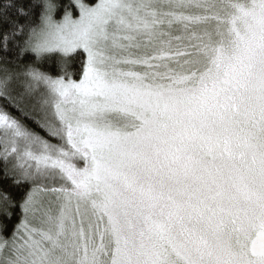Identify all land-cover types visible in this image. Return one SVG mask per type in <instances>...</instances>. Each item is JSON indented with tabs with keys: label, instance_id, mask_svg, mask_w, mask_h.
<instances>
[{
	"label": "snow or ice",
	"instance_id": "6c2138e0",
	"mask_svg": "<svg viewBox=\"0 0 264 264\" xmlns=\"http://www.w3.org/2000/svg\"><path fill=\"white\" fill-rule=\"evenodd\" d=\"M0 264H264V0H0Z\"/></svg>",
	"mask_w": 264,
	"mask_h": 264
},
{
	"label": "trees",
	"instance_id": "16d2710c",
	"mask_svg": "<svg viewBox=\"0 0 264 264\" xmlns=\"http://www.w3.org/2000/svg\"><path fill=\"white\" fill-rule=\"evenodd\" d=\"M34 2H35V0H17V3H18V4H23V5H25L26 7H27L29 4L34 3ZM58 2H61L63 5H64L65 2H67L68 4H70V3H69V0H67V1H66V0H58ZM10 15H11L14 19L16 18L15 9H13V10L10 12ZM35 19H36L35 16H29L27 19H24L23 17H21V18H19V22L22 23V24H24L25 27L27 28V26L31 25V24L34 22ZM15 55H16V53H15V51H13V52L11 53V55L9 56V59L14 60V59H15ZM31 59H32V58H31V54H25V58H24V60H23L22 62H23V63H30V62H31ZM42 67H43L45 70H48L49 65L44 64V65H42ZM74 67H78V63H74ZM51 70L53 71V74H55V68H54V66L52 67ZM2 186L5 187V188H7V189H9L10 191H13V193L15 194L16 190H15L14 188L11 187V182H10V181H3V182H2Z\"/></svg>",
	"mask_w": 264,
	"mask_h": 264
},
{
	"label": "rangeland",
	"instance_id": "374dc122",
	"mask_svg": "<svg viewBox=\"0 0 264 264\" xmlns=\"http://www.w3.org/2000/svg\"><path fill=\"white\" fill-rule=\"evenodd\" d=\"M67 1V0H66ZM71 2V0H69V3ZM69 4L67 2L64 3V6H68ZM71 10V9H70Z\"/></svg>",
	"mask_w": 264,
	"mask_h": 264
}]
</instances>
